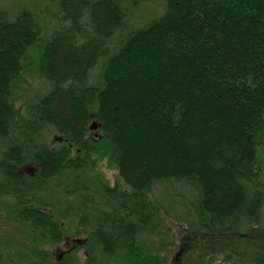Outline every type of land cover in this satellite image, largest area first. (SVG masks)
Returning <instances> with one entry per match:
<instances>
[{"label": "trees", "instance_id": "obj_1", "mask_svg": "<svg viewBox=\"0 0 264 264\" xmlns=\"http://www.w3.org/2000/svg\"><path fill=\"white\" fill-rule=\"evenodd\" d=\"M0 213V264H264V0H0Z\"/></svg>", "mask_w": 264, "mask_h": 264}, {"label": "rangeland", "instance_id": "obj_2", "mask_svg": "<svg viewBox=\"0 0 264 264\" xmlns=\"http://www.w3.org/2000/svg\"><path fill=\"white\" fill-rule=\"evenodd\" d=\"M96 124H97L96 122H91L88 127L90 134L93 135L94 137L96 135L97 127H98ZM93 126H95L94 129ZM37 144L39 145V143ZM25 165L22 169L23 173L25 175H32L36 170L34 164L32 165L25 164ZM94 175L99 178L101 177L102 180L107 181L108 184H110V186L119 184L121 182L117 174V171L109 167V165H107L105 161L97 163L95 167ZM15 224L16 223L14 221L6 219V216L0 213V235L10 234L13 235V238H16L18 241H21L22 236H24L23 235L24 232L22 231L21 227L15 226ZM170 227L175 237H174V241L171 240L172 246L168 247L169 248L168 251H164L163 253V256L167 258V264H172L175 261V253L177 252L178 249L177 247L179 246L178 243L180 242L181 239L180 233L177 232V229H179V227L175 225H172ZM255 238L256 237L251 238L249 236L243 241H241L238 238L230 235L224 237L228 245V248L232 251H235L237 255H242V256H250L253 250H255L256 252L261 250L263 246L261 242H259ZM83 242H84L83 237L73 236L72 234H69L67 238L64 239V242L62 244L48 250L49 254L51 255L50 258L53 259L54 262H59L63 259V256L65 254L70 253L72 251V253L76 255V259L79 262H82L85 257L84 250L83 248H81ZM182 261L186 262L187 259L184 258L182 259Z\"/></svg>", "mask_w": 264, "mask_h": 264}, {"label": "water", "instance_id": "obj_3", "mask_svg": "<svg viewBox=\"0 0 264 264\" xmlns=\"http://www.w3.org/2000/svg\"><path fill=\"white\" fill-rule=\"evenodd\" d=\"M95 128V126H93V129Z\"/></svg>", "mask_w": 264, "mask_h": 264}]
</instances>
